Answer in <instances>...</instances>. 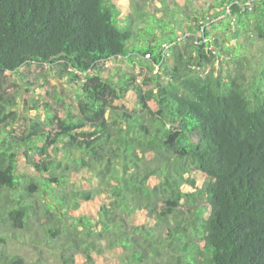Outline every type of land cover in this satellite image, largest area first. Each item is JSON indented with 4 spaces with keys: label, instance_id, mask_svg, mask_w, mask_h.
I'll list each match as a JSON object with an SVG mask.
<instances>
[{
    "label": "trees",
    "instance_id": "obj_1",
    "mask_svg": "<svg viewBox=\"0 0 264 264\" xmlns=\"http://www.w3.org/2000/svg\"><path fill=\"white\" fill-rule=\"evenodd\" d=\"M210 1L190 23L180 0H0V264L23 263L6 249L22 232L63 264H264V47L250 65L207 26L254 20L264 43V0ZM33 62L80 85L29 103L45 116L17 137L25 173L5 74Z\"/></svg>",
    "mask_w": 264,
    "mask_h": 264
},
{
    "label": "rangeland",
    "instance_id": "obj_2",
    "mask_svg": "<svg viewBox=\"0 0 264 264\" xmlns=\"http://www.w3.org/2000/svg\"><path fill=\"white\" fill-rule=\"evenodd\" d=\"M204 1V2H203ZM120 3L126 4L128 3V0H119ZM180 4L183 6V10H181V14L178 15V17L181 18V22H194V20H188L186 14L189 12L191 13L194 11L196 13L200 12L202 6H207L208 4H211L210 0H180ZM205 8V7H204ZM125 11L128 10V7L125 6ZM196 10V11H195ZM261 10V3L255 2L252 5V9L249 11V13L257 14ZM192 12L191 16L195 14ZM199 18V16H196ZM224 17H219L216 22L213 23V26H211V23L208 24V29L211 31V33L215 36H218L220 42H224L227 46L231 47V53L233 56H236V52H240L239 58H243L242 54L252 62L257 61L262 56V50L264 47V43L261 39H259L256 35L254 27V20L246 21V27L248 30H241V34L238 36V38H235L233 34V30L236 28V25L234 24V19H228L227 17L224 18L223 21H221ZM184 25V23H183ZM168 29H170V25H168ZM146 30L149 32L148 35H145L146 39L149 35H151L153 49L155 50L156 45L159 42H164L166 36L161 34L158 37H155L153 33L152 26H147ZM137 31V29H135ZM167 32H170V30H165ZM239 43V45L242 46V48L239 50L237 47H235L236 43ZM139 45V44H138ZM168 51L167 58H169V49L170 45H167ZM231 55V54H230ZM143 58L151 60V57L149 54L143 55ZM108 65L115 66L116 70H125L126 68V59L125 58H119V59H112L108 62ZM134 65L135 72L138 74L136 77L138 83L145 85V80L148 79V72L145 69V67H142L138 64H131ZM204 67V66H203ZM211 68V65L206 66L203 68L204 73H206ZM219 68V65H215V70ZM49 67L47 65L37 64V63H27L24 64L17 72L10 73L7 72L5 74V84H6V91L9 95L13 96L15 95L17 97V106L16 109L18 111V118L16 119L13 130H12V136H15V139H12V145L15 150L18 151L20 158H19V166L18 170L23 171L25 173H28L29 170H32V168L28 165L26 162V156L23 153L22 147L18 145L19 139L17 138L21 131L28 127L29 123H31L32 119H43L45 114L43 110H35L29 108V103L34 101L36 98H40L39 94L45 95V90H48L49 92L53 91H59V89L67 90L69 92H72V94L78 93L77 89L78 85H80L77 78L75 79H58V76L56 73H54L53 70H50V73L52 77L49 78L48 82L43 77V74L48 70ZM158 69L157 68L155 70ZM58 85L57 87H55ZM48 101H52L50 98ZM131 101L129 98L122 102V107L131 106ZM52 105L58 109V119L65 117L63 115V108L61 106H57L54 102H52ZM106 113H104V118H106ZM58 125L62 124V120H58ZM2 213V209L0 210ZM4 232L7 235L11 236V229H6ZM27 233V232H25ZM21 233L19 236H16L15 238H12L11 240H8V243L6 245V249L8 251H11L13 254H18L17 258H23L22 264H63V260L58 259V255L60 254V250L51 249L50 245L52 244L50 239L49 243L46 241H40L38 243V238H34V240H29L28 234ZM37 240V241H35ZM49 244V245H48ZM35 246H37V249H35ZM14 258H16L14 256ZM115 260V258H114ZM96 262L97 264H103V261L100 257L96 256Z\"/></svg>",
    "mask_w": 264,
    "mask_h": 264
},
{
    "label": "built area",
    "instance_id": "obj_3",
    "mask_svg": "<svg viewBox=\"0 0 264 264\" xmlns=\"http://www.w3.org/2000/svg\"><path fill=\"white\" fill-rule=\"evenodd\" d=\"M255 2H260V0H246L244 2H239L238 3V6L240 7L241 10H245V9H248L249 11L252 9V5L255 3ZM227 10H228V7H227ZM164 46V51L163 52H167L168 50V47L167 45H163Z\"/></svg>",
    "mask_w": 264,
    "mask_h": 264
},
{
    "label": "clouds",
    "instance_id": "obj_4",
    "mask_svg": "<svg viewBox=\"0 0 264 264\" xmlns=\"http://www.w3.org/2000/svg\"><path fill=\"white\" fill-rule=\"evenodd\" d=\"M167 54V53H166Z\"/></svg>",
    "mask_w": 264,
    "mask_h": 264
}]
</instances>
